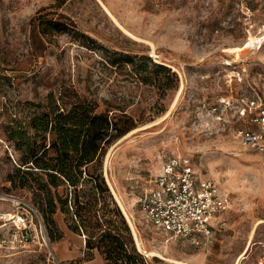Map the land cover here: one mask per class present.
<instances>
[{
  "label": "rangeland",
  "instance_id": "rangeland-1",
  "mask_svg": "<svg viewBox=\"0 0 264 264\" xmlns=\"http://www.w3.org/2000/svg\"><path fill=\"white\" fill-rule=\"evenodd\" d=\"M50 92L133 124L107 148L101 171L150 264H235L247 248L240 264L264 255V153L236 136L255 129L251 117L263 98L264 0H0V194L9 197L0 198V212L13 211L17 197L34 207L36 225L25 246L0 247V264H85L99 253L86 248L88 233L75 230L72 210L52 214L51 238L39 190L7 180L19 161L7 125L25 124L35 109L28 102L46 105ZM172 156L227 196L213 234L198 243L173 240L139 206ZM14 227L0 221L5 237ZM60 243L84 255L61 260Z\"/></svg>",
  "mask_w": 264,
  "mask_h": 264
},
{
  "label": "trees",
  "instance_id": "trees-1",
  "mask_svg": "<svg viewBox=\"0 0 264 264\" xmlns=\"http://www.w3.org/2000/svg\"><path fill=\"white\" fill-rule=\"evenodd\" d=\"M154 65L170 71L163 64ZM63 96V92H50L46 105L28 102L35 109L25 124L21 120L7 125V139L19 153L17 166L7 180L11 187L35 185L39 190L35 201L51 238L52 214L58 209L66 213L72 210L77 219L75 230L88 233L86 248L91 253L98 250L105 264H150L137 251L101 171L107 148L133 124L129 119L120 123L116 116L98 111L90 102H67ZM30 179L35 184L29 183ZM109 203L114 205L116 222L110 217Z\"/></svg>",
  "mask_w": 264,
  "mask_h": 264
},
{
  "label": "built area",
  "instance_id": "built-area-1",
  "mask_svg": "<svg viewBox=\"0 0 264 264\" xmlns=\"http://www.w3.org/2000/svg\"><path fill=\"white\" fill-rule=\"evenodd\" d=\"M257 104V110L251 117L255 129H238L236 136L243 148L264 153V92ZM138 202L156 229L175 241L192 240L196 243L213 234L214 221L227 208V196L217 182L199 175L179 156L169 157L163 162L159 172L140 194ZM12 212L10 219L6 217L7 213L0 212L4 226L11 222L15 225L9 237L3 236L0 230V247L25 246L35 234V209L32 205L19 199ZM39 226L42 229V224ZM252 264H264V255Z\"/></svg>",
  "mask_w": 264,
  "mask_h": 264
},
{
  "label": "bare ground",
  "instance_id": "bare-ground-1",
  "mask_svg": "<svg viewBox=\"0 0 264 264\" xmlns=\"http://www.w3.org/2000/svg\"><path fill=\"white\" fill-rule=\"evenodd\" d=\"M112 189H113V191L115 192V190H114L113 187H112ZM115 195H116V193H115ZM117 195H118V194H117ZM117 195H116V197H117V199H118L119 205H120L121 209L123 210L125 216L127 217L129 223L131 224V226H132V228H133L134 236H135V238L137 239V243H138L139 248L142 249V248H141V244H140V242H139V240H138L137 234H136V232H135V230H134V226H133L132 220H131V218H130L129 212L127 211L125 205L122 203V201L118 198ZM0 198H1V199H8L9 197L6 196V195H4V194H0ZM11 200H12L13 202H17V201L19 200V198H17V197H11ZM6 213H7V214H6V217H7L8 219L12 218V216H13V212H12V211H8V212H6ZM46 244H47V243H46ZM144 252L147 253V254H150V255H157V256L164 257V256L162 255V253L158 252L157 250H145ZM247 252H248V248H247V249H246V250L240 255V257L237 259V261L235 262V264H240V262L245 258ZM168 259H170V258H168ZM174 261H176V262H178V263H180V264H194V263H192V262L185 261V260H177V259H175Z\"/></svg>",
  "mask_w": 264,
  "mask_h": 264
},
{
  "label": "crops",
  "instance_id": "crops-1",
  "mask_svg": "<svg viewBox=\"0 0 264 264\" xmlns=\"http://www.w3.org/2000/svg\"><path fill=\"white\" fill-rule=\"evenodd\" d=\"M57 249L60 253V259L64 260V259H74L77 258L81 255H84V252H82L81 250L77 249V248H67L64 243H60L57 246ZM85 264H105V261L103 259V257L98 253L95 255V257L93 259H90L88 261L85 262Z\"/></svg>",
  "mask_w": 264,
  "mask_h": 264
}]
</instances>
